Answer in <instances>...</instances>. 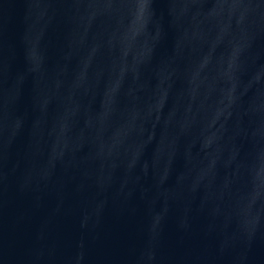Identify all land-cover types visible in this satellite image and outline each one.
<instances>
[{"label": "water", "instance_id": "1", "mask_svg": "<svg viewBox=\"0 0 264 264\" xmlns=\"http://www.w3.org/2000/svg\"><path fill=\"white\" fill-rule=\"evenodd\" d=\"M0 264H264V0H0Z\"/></svg>", "mask_w": 264, "mask_h": 264}]
</instances>
